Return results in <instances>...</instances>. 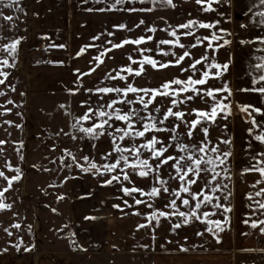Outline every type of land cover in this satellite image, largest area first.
I'll use <instances>...</instances> for the list:
<instances>
[{
  "label": "snow or ice",
  "instance_id": "6c2138e0",
  "mask_svg": "<svg viewBox=\"0 0 264 264\" xmlns=\"http://www.w3.org/2000/svg\"><path fill=\"white\" fill-rule=\"evenodd\" d=\"M158 2L173 9L178 7L175 0H151L152 7H128L124 10L152 12ZM124 3L126 0H113L111 8L116 9ZM194 4L198 15L189 12L183 20L174 23L165 21L162 29L155 24L149 25L141 18L133 25L136 29L144 26L138 36L117 38L116 33L106 29L107 37L113 39H102L104 33H101L91 37L93 41H101L100 44L81 46L76 56L90 48H95L97 53L89 60L87 71L73 70L76 87H67L66 91L70 96L82 94V98L76 101L78 111L75 112L68 102L59 105L72 122L70 132L61 128L56 135L69 136L73 141L87 140L89 147L97 150L95 155L89 152L78 159L69 148H64L62 151L71 158V162H67L62 155L59 157L60 165L69 170L75 167L79 172L95 177L101 186L116 188L119 193L116 198L121 203L112 207L120 210L122 215L139 217L137 230H149L155 240L158 230L164 225H167L166 231L172 234L191 227L194 235L203 237L210 234L219 243V233L230 226L227 214L233 209V205L227 203L232 193L223 195L227 188L224 180L232 175L230 158L233 157V140L226 135L227 123L219 124V121H227L232 115V89L229 82L223 80V74L228 71L232 60L229 57L221 62L218 53L232 43V31L223 25L225 21L232 22L230 10L236 8V0H194ZM0 8L13 10L11 15L0 11V18L15 28V20L19 18L16 12L24 11L21 0H0ZM242 14L246 22L240 27L247 30L251 26L255 34L239 43L258 45L257 51L264 52V0H245ZM112 27L128 32L133 30L126 23H116ZM158 30L165 36L155 37ZM23 39L22 36L16 37L0 44V50L6 53L0 58V86L10 88L12 92L16 88L7 83L11 73L5 69L16 66L18 46ZM149 42L155 46H148ZM126 45L134 46L125 53L127 63L108 68L92 86L86 87L81 78L96 72L105 64V58L114 59L108 54ZM54 46L65 47L63 44ZM255 59L258 63L251 65V73H248L251 86L239 90L257 93L262 101L261 106L250 103L240 105V110L246 113L242 119L248 125L245 131L249 157V163L241 172L258 174L249 186L253 191L246 193L249 211L245 213L248 218L243 223L264 234V187L257 188L264 184V119H257V114L264 116V55ZM49 62L63 64V61ZM149 68L158 74L168 73L170 69L175 71L160 76L155 84L138 83L137 78L145 76ZM217 80L221 81L219 85L212 82ZM6 96L7 92L0 88V97ZM10 104H15L11 98L0 104V114L11 113L12 108L5 106ZM5 123L14 122L7 120ZM217 127L219 134L213 138L211 130ZM102 138L107 141V147L100 149L96 142ZM254 142L258 150L253 146ZM4 143L6 141L0 140V144ZM18 143L23 146V141ZM52 148L55 150L56 146ZM23 159L21 155L20 160ZM4 168L14 174L8 175L0 169V180L3 181L0 186V211L13 208V203L6 202L5 194L13 188L14 182L23 177L19 165L6 162ZM44 171L51 169L45 168ZM70 178L74 177L65 176L64 180ZM63 198V194L57 196L58 200ZM125 209L129 211L125 212ZM218 214L224 218H217ZM83 219L95 221L101 217L85 215ZM11 227L19 229L21 225L16 222ZM28 228L30 231L31 225ZM4 232L9 237L13 235L8 227L4 228ZM75 235V232L71 233V236ZM183 239L187 241L188 236L184 235ZM8 243L19 251L23 239L18 238L14 244L12 241ZM71 244L74 248H82L74 239ZM178 248L181 252L189 251L184 244H179ZM24 250L30 251L31 248L25 247Z\"/></svg>",
  "mask_w": 264,
  "mask_h": 264
},
{
  "label": "crops",
  "instance_id": "0c3cea01",
  "mask_svg": "<svg viewBox=\"0 0 264 264\" xmlns=\"http://www.w3.org/2000/svg\"><path fill=\"white\" fill-rule=\"evenodd\" d=\"M112 2L113 0H21L24 11L16 12L19 18L15 20V28L11 27L10 22L0 18V44L16 37H24L18 46L20 54L17 65L23 78L25 123L36 116L38 123H45L51 126V129L60 126L64 132L71 131V117L67 116L59 105L68 102L74 112L78 111L76 101L82 98V94L70 96L66 88L76 87L73 83L76 78L73 70L79 68L81 71H87L89 60L96 55L97 50L90 48L82 55L76 56L81 46L101 43L93 41V35L104 33L102 39H113L107 37V29L116 33L117 38L135 37L140 35L144 28L143 25L139 29L133 28L141 18L149 25L155 24L162 29L165 27V21L174 23L183 20L189 12L193 15L199 14L194 0H175L178 4L175 9L158 2L152 12L124 10L128 7H152L151 0H144L143 3L139 0H126V3L118 5L116 9L111 8ZM244 7L245 0H236V8L230 10L233 20L231 23L225 21L223 26L232 31V43L220 49L218 53L221 62L227 61L229 57L232 60L228 71L223 74V80L229 82L232 89V115L227 121H219V124L227 123L226 135H230L233 140V157L230 158L232 175L230 179L224 180L227 188L223 193H232L227 203H231L233 209L227 214L230 217V226L219 233L221 241L217 243L210 234L196 236L191 227L182 229L179 234H172L166 231L167 225L158 230L156 239L153 240L149 230H137L139 217L122 215L120 210L112 207L113 204L121 203L115 199L117 196L113 193V187L101 186L91 175H80L74 176L70 182L71 194L66 200L69 228L58 231V236H65V239H59L60 247L43 250L34 248L25 252H13L9 249L7 252L0 251V264H264V251H261L264 249V234L243 223V220L248 218L245 213L249 211L246 193L253 191L249 186L258 178V174L241 172L249 163V157L245 131L248 125L242 119L246 113L240 110V105L250 103L261 106L262 103L259 94L239 91L251 86L248 73H251L254 59L249 52L252 46L239 43L244 38L238 33L236 14L242 13ZM0 11H4L6 15L13 14L10 9L0 8ZM116 23H126L133 30H118L112 27ZM154 35L162 38L165 33L158 30ZM60 44L65 47L54 46ZM148 46L155 45L149 42ZM133 47L126 45L123 49L109 53L114 59L105 58V64L97 68L96 72L82 77L84 85L92 86L108 68L127 63L125 53ZM46 57H49V61H63V64L50 63L45 60ZM174 71L170 69L168 73L158 74L149 68L145 76L137 78V82L155 84L160 76L169 75ZM212 82L217 85L221 83L219 80ZM257 119H264V116L257 114ZM211 133L215 138L219 134V127L213 128ZM53 140L70 141V150L78 158L89 152L95 155L97 151L89 147L87 140L73 141L63 134L54 135ZM96 143L97 148L107 147V141L103 138ZM253 146L258 150L255 142ZM75 172L80 174L79 171ZM259 187H264V184L257 186ZM87 193L91 195H86ZM85 215H94L101 219L86 221L83 219ZM217 218L223 219L224 216L218 214ZM73 232L76 233L74 237L71 236ZM66 234L70 235L69 239ZM184 235L188 236L187 241L183 239ZM73 239L82 248H74L71 244ZM170 240L172 243H169ZM179 244L186 245L189 251L181 252ZM145 245L148 247H144Z\"/></svg>",
  "mask_w": 264,
  "mask_h": 264
},
{
  "label": "rangeland",
  "instance_id": "374dc122",
  "mask_svg": "<svg viewBox=\"0 0 264 264\" xmlns=\"http://www.w3.org/2000/svg\"><path fill=\"white\" fill-rule=\"evenodd\" d=\"M236 19L239 23L238 33L241 37L246 39L255 34V29L251 26L247 30L240 27L242 23L246 22V17L242 13L236 14ZM251 46L252 50L249 52L254 57L252 59V65H254L258 63L255 57L264 55V52L257 51L258 45ZM19 54L20 49L18 47V58ZM5 55L6 53L0 50V58ZM18 58L14 68L5 69L11 73L7 83L13 85L16 91L12 92L10 88L0 86L7 92L6 97H0V104H4L8 98L15 101L14 105H5L12 108L11 113L0 114V140L6 141V143L0 144V149L3 150L0 151V169H4L8 175H13V172L4 168L6 162H10L14 166L19 165L23 171V177L20 181L14 182L13 188L5 194L6 202L13 203V208L0 211V251L7 248L13 252H25V247H30L31 250L34 248L36 250L55 249L60 247L59 239H65V236H58L59 229L68 230L69 228V209L66 200L70 198L72 178L65 181L64 177L90 174L82 172L78 174L75 171L79 170L75 167L69 170L60 165L59 157L62 155L67 162H71V158L62 150L64 148L70 149L72 145L70 141L53 140L54 135H56L54 132H58L60 126H54L55 128L51 129V126L45 123H38L36 116L32 117L31 120L27 119L28 121L25 123V99L24 96L20 95L23 88V78L17 65ZM17 113L22 115H17ZM7 120L14 123H5ZM16 125H21V127H16ZM19 141H23V146L18 143ZM53 145L56 146L55 150L52 148ZM21 155L24 157L23 160H20ZM53 160L56 163H52ZM33 165H37V167L34 168ZM45 168L51 169V171H44ZM2 185L3 181L0 180V186ZM50 185H55V187H50ZM113 193H116L114 194L116 196L119 195L116 188H114ZM60 194H63L64 198L58 200L57 196ZM115 199L117 198L115 197ZM53 209L57 211L54 212ZM14 213L18 215H14ZM16 222L21 225L19 229L11 227ZM29 225H31L30 231ZM6 227L13 232L12 236L9 237L4 232ZM69 237L70 235L66 234V238L69 239ZM18 238L23 239L19 251L8 243V241H12L13 244L17 243Z\"/></svg>",
  "mask_w": 264,
  "mask_h": 264
},
{
  "label": "built area",
  "instance_id": "2783aa9c",
  "mask_svg": "<svg viewBox=\"0 0 264 264\" xmlns=\"http://www.w3.org/2000/svg\"><path fill=\"white\" fill-rule=\"evenodd\" d=\"M45 60H46V61H49V57H46Z\"/></svg>",
  "mask_w": 264,
  "mask_h": 264
}]
</instances>
